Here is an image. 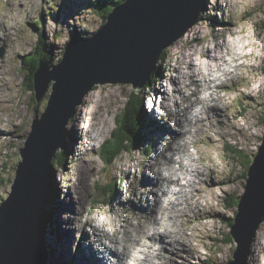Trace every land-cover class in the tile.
<instances>
[{"label": "rangeland", "instance_id": "1", "mask_svg": "<svg viewBox=\"0 0 264 264\" xmlns=\"http://www.w3.org/2000/svg\"><path fill=\"white\" fill-rule=\"evenodd\" d=\"M60 1L62 3H59ZM91 1L96 0H83L82 2L80 0H0V34L4 35L3 30L6 28L11 33L10 39H8V35L5 37L8 40L5 45L4 40H0V52L4 50L3 55L0 53V80H2L0 82V175L6 180L2 183V178L0 179V194L4 197L8 194V190H11L9 179L15 177L17 164L20 161L18 152L31 130L32 119L34 116H40L44 111L48 102V95L51 92L49 86L43 97L38 102L35 101L34 91L27 89V85L23 84L25 78L27 81L30 80H28L30 71L24 70V67L21 66L22 63L29 64L28 60L23 61V57L32 55L33 52L37 51V36L40 30L44 31L48 44L53 42L55 54L52 61L55 60V64L56 59L61 57L62 46L64 48L77 35L81 36L79 33H83L82 35L94 33L103 23L104 14H102L103 10L100 13L99 10L85 6ZM114 1L108 0V2ZM220 2L222 6L229 3L231 6H225L224 9H221L220 6H216ZM55 7H57L55 11L59 12L61 20L58 27L56 23L55 26H47L46 28L49 31L59 29L62 30V33L59 31L50 33L45 30L47 16L53 13ZM39 16L43 17L42 22L40 20V27H36L34 23L40 19ZM36 18L38 19L35 21ZM217 19L226 21L227 24L229 21H233L235 23L233 34L223 32V34L215 36L212 29L218 28L217 31H220L224 28L216 22ZM229 26L233 27L231 24ZM71 35L72 38H70ZM214 36L216 40L213 39ZM195 38H197L196 41ZM224 40H227L225 44ZM28 43L29 45H27ZM215 43L221 45V49L231 61H228V64H223L221 68L223 71L232 68L233 73L225 76V79L226 77L232 78V80H228L225 87L215 86L212 89L217 88L216 90L220 92L219 95L222 96L219 98L221 99L220 108L223 110L221 112L223 116H215V118L207 120L203 112L197 114L200 112V105H195V110L192 111L185 110V107L191 103H196L197 97L206 98L204 101L208 102L207 99L211 98L209 95L213 94L208 86L213 87L216 82L218 84L221 81H226L224 76H221L219 81L209 82L212 73V77L215 79V73L222 72L219 70L215 72V60L207 58L199 60V54L194 57V62L209 63V66L202 68L203 74L207 73L205 75L200 74V69L196 68L195 73L197 75L194 77V73L189 71L190 69L187 70L188 64H185L183 54H187L188 51L191 52V49L192 52L195 49L201 52L209 47L212 56H214L213 46ZM47 46L52 47V45ZM233 51H237L239 54L241 52L243 55H237ZM157 62L164 70L162 73L165 76L160 78V74L158 82L161 80V87L164 86L165 90L167 89L169 94H166V98L172 99L174 97L173 99H177L179 104L172 106L171 115H174V118L169 116L166 120H157L154 113L150 114L148 107L151 109L153 104L156 106L159 97L157 99L155 97L147 98V90L142 94L144 97V125L151 124L149 129L151 133L145 137L146 142L152 145L149 156L144 149L124 151L123 155L115 159L109 166L104 164L99 155L102 143L110 137L112 130L119 129L121 125L116 123V118L124 122L129 117L120 116L133 91L131 84L105 83L95 86L83 97L73 117L65 125L66 144L63 149L67 157L65 166L58 165L56 158H54L59 166L54 170L56 183L53 181L51 183L55 212L54 214L51 211L48 212L52 220L44 236L48 242L54 264H60L58 261L67 258L68 262L79 264L78 255L86 254L87 245L90 241L94 240L98 233H102L94 228L89 219L100 205L107 206L108 214L114 216L115 221H119L117 230L110 234L109 238H105L112 245L110 249L118 254L123 251L125 244L132 245L141 239L144 242L147 234L152 233V229L148 231L145 227L152 226L153 220H155L154 209L158 203L160 191L164 189V186L170 185V179L162 182L161 177L165 172L167 175L176 172L180 177L183 176L182 179L185 182L192 177V187H200V192L194 193L193 197L188 192L179 197V204L173 207L172 212L160 213L162 214L160 217L164 216L160 230L168 226L171 230L168 228L166 235L169 237L167 238L172 239V241L175 240L172 243L175 246L174 253L176 254V258L173 260L174 264H193L194 262H197L196 264H226L231 260L236 243L228 237L230 226L227 223L236 215L238 205L227 207L225 203H232L233 199L238 204L239 197L244 192L243 186L246 184L245 169L251 164L264 137L262 124L264 114V0H208L200 20L174 44L169 46L166 50V56L161 59L158 58ZM257 63L259 66L255 69ZM183 66H185L183 69L184 77H182V83L176 88L171 78L166 76L169 73H172L173 76H179L180 73L172 71V69L176 67L182 69ZM235 71H237L236 77L238 79L232 77ZM156 82L155 80L150 83L149 87L152 85L151 88H153ZM151 91L149 88L148 92ZM89 106L91 109L87 115L93 124V134L96 135L93 140H88L86 137L80 138L81 128L77 122L75 123L78 115ZM77 112L79 113L77 114ZM203 117L205 118V125L200 123ZM164 123H167L165 126L169 130L164 128L161 131L159 127L160 130H158L156 125ZM69 124H71V128L68 127ZM171 130H178V132L183 133L184 139L179 138V140L171 141L169 136L161 137L165 132L171 135ZM190 130H193L191 137L189 136ZM70 138H72L71 141H69ZM77 144H79V148ZM229 147L237 149L238 155L232 150H228ZM76 148L78 149L77 152L81 150L79 154H75ZM184 149L193 153L194 164L190 168L197 165L201 171L199 179L184 167L179 171L176 170L179 167V161L183 160L182 162L188 164L187 159L184 158L186 157ZM70 155H73L74 158ZM5 163L8 166L6 171L2 169ZM152 164H154L153 169L150 168ZM159 166H162L160 171ZM160 172L162 174L159 175ZM148 175L151 179L156 176L157 186H155L153 179L154 183L151 186L144 185L145 180L143 178ZM170 177L176 176L170 175ZM194 180L196 181L194 182ZM110 182L115 187L110 188L111 190L108 188L104 194L101 186ZM70 190L79 191L80 194L84 195L82 203L85 201L81 213L82 223L85 225L77 231L71 230L74 236L67 234V229H70V226L74 227L72 221L69 223L67 219V212L71 213L70 209L74 206L70 199ZM148 198H151L148 208H144L142 205L138 206L137 203L139 202L146 205ZM194 199L198 200L196 206H189V203ZM171 214L174 216L173 221L169 218ZM54 219H57L56 224ZM86 220H89V223L86 224ZM84 229L89 233V241L87 235H82ZM258 237H263L264 242V223L258 228L257 236L254 237L249 246V254L244 264H252L249 257L252 259V255L257 253L259 254L258 263L264 264V247L257 244ZM98 240L102 241L103 239L98 235ZM80 241H82L81 245H79ZM96 244L97 241H95ZM54 247H58L60 252L58 259L52 250ZM104 247L103 245L100 246V248ZM153 247L158 249V244ZM105 248L109 249L107 246ZM168 249H171L170 246ZM154 252L155 255L159 254L160 258H155L156 262L172 264L171 254L166 249L161 251L153 249L152 253L154 254ZM109 257L111 256L109 255ZM146 263L149 264L150 262Z\"/></svg>", "mask_w": 264, "mask_h": 264}, {"label": "water", "instance_id": "2", "mask_svg": "<svg viewBox=\"0 0 264 264\" xmlns=\"http://www.w3.org/2000/svg\"><path fill=\"white\" fill-rule=\"evenodd\" d=\"M207 3L125 0L113 8L89 40L79 44L83 38H75L66 45L63 58L51 70L50 59L41 61L33 72L35 101L52 83L51 92L44 111L32 119L31 130L18 152L21 160L11 191L0 202V264H44L52 160L65 146V125L83 97L105 83L131 84L140 90L162 51L199 21ZM245 179L236 215L230 219L236 247L227 264H244L249 246L264 223V137Z\"/></svg>", "mask_w": 264, "mask_h": 264}, {"label": "bare ground", "instance_id": "3", "mask_svg": "<svg viewBox=\"0 0 264 264\" xmlns=\"http://www.w3.org/2000/svg\"><path fill=\"white\" fill-rule=\"evenodd\" d=\"M83 0H80V2H82ZM59 3H62V1H60ZM59 3L57 4L58 6H59ZM119 4V2L117 3V4H114V5H118ZM219 5H217L216 4V6H220V8L221 9H224L225 8V6L227 7V6H231L230 4L231 3H229L228 5L227 4H224L223 6H222V3L220 2V3H218ZM74 6V5H73ZM73 6H71V7H73ZM219 8V9H220ZM57 9V7H55L54 8V11H53V13L52 14H50V15H48L47 16V19H46V21H47V25L45 26V28L47 27V26H55L56 25V23H57V27H58V23L60 22V20H61V17H60V14H59V12L58 11H55ZM65 15V14H64ZM42 18L43 17H41L40 19H38L35 23H34V25L36 26V27H40L39 26V24H41V22H42ZM223 19V18H222ZM41 20V22L39 23V21ZM199 20H200V18H199ZM45 21V22H46ZM45 22H43V24L45 25ZM216 22L218 23V24H220V25H222L224 28L222 29V30H220V31H217V29L218 28H214V29H212V31H213V33L215 34V36H218L219 34H223V32H229L230 34H233V28H234V26H235V23L232 21V22H228V24L227 23H225L224 21H222L221 19H217L216 20ZM65 23H67V22H65ZM103 24V23H102ZM102 24H101V26H102ZM233 25V27H230L229 25ZM100 26V27H101ZM99 27V28H100ZM98 28V29H99ZM47 32H50V33H53V32H55V31H59L60 33H62V30H59V29H56V30H53V31H49L47 28L45 29ZM190 30V29H189ZM4 31V35L3 34H0V40L2 39V41L4 40V45L6 44V41H7V43H8V40L7 39H5V37H7V35H8V39H10V36L9 35H11V33H9L8 31H7V28L6 29H4L3 30ZM6 32V33H5ZM197 32V31H196ZM79 33V32H78ZM74 34V33H73ZM218 34V35H217ZM227 34V33H226ZM40 35H43L44 36V44H45V47H46V52L48 51V52H50L51 53V56H50V59H54V54H55V50H54V47H53V42H51L50 44H48V42L46 41V37H45V34H44V31H42V30H40V31H38V36H37V46H38V48H40L41 46L39 45V41H40ZM79 35H80V33H79ZM215 36L213 37V39L214 40H216V38H215ZM80 38H83V35L81 34V36H80ZM196 39L197 38H195L194 40L196 41ZM199 39V38H198ZM1 42V41H0ZM227 42V40L225 41L224 40V44ZM56 43H58V42H56ZM27 45H29V43L27 44ZM47 45H52V47H48ZM250 45V44H249ZM236 47V46H235ZM229 48V47H228ZM191 49V48H190ZM218 49H220V52H218ZM230 49V48H229ZM228 49V50H229ZM237 49V48H236ZM263 49V48H262ZM40 50H41V48H40ZM213 50H215V55L214 56H212V54H211V50H210V48L208 47H206L204 50H202L201 52H199V51H197V49H195L194 50V52H192V49H191V52H189L188 51V53L187 54H183V59L185 60L184 62H185V64H188V69L187 70H189V71H191V72H193L194 73V77H195V75H197V73H195V69L196 68H198V69H200V74L202 73L203 74V72H202V68L203 67H207V66H209V63H195L194 62V57L195 56H197L198 54H199V56H198V59L200 60V59H210V60H215V72L217 71V70H219L220 72H222V73H218V72H216L215 73V79H214V77H212V75H213V73L210 75L211 76V78H210V80H209V82H214V81H219V79H220V77L221 76H224V79H225V76L226 75H228V74H230L231 75V73H233V70H232V68H231V70L230 69H228V70H225V71H223V69L221 68L222 66H223V64H225V63H227L228 64V61H230L227 57H226V55H225V53L223 52V50L221 49V45L219 44V43H215V45L213 46ZM222 50V51H221ZM43 53H44V51L43 50H41ZM234 53H236L237 55L239 54V52H237V51H233ZM3 53H4V50H2V53H1V55H3ZM239 55H243V53L241 54V52H240V54ZM57 56V55H56ZM55 56V57H56ZM182 59V60H183ZM183 62V63H184ZM231 62V61H230ZM182 63V64H183ZM184 65V64H183ZM243 65V64H242ZM177 66V65H176ZM241 66V65H240ZM244 66H247V64H244ZM255 66V65H254ZM259 66V63H257V65L254 67L255 69L257 68ZM185 66H183L182 67V69H179V68H173L172 69V71H177L178 73H180L179 74V76H173V74L172 73H169L166 77H169V76H171L174 80H175V87L176 88H178V86L182 83V81H181V79H182V77H184V75H183V73H184V70L183 69H185L184 68ZM187 68V67H186ZM160 71V73H161V77L160 78H164V73H162V72H164L162 69L161 70H159ZM205 74H207V73H204L203 75H205ZM182 75V76H181ZM199 75V74H198ZM209 75V74H208ZM237 76V71H235V73L233 74V78L235 77L236 79H238V77H236ZM234 78V79H235ZM189 79V78H188ZM222 79V78H221ZM223 79V80H224ZM194 80V79H193ZM192 80V81H193ZM228 80H232V78L230 77H226V79H225V81L226 82H224V81H221V82H219L218 84H217V82L213 85V87H211V86H208V88L210 89L211 88V92H213V94H211V95H209V97H211L210 99H207V101L208 102H205L204 101V99H206V98H201V97H197L196 99H197V102L196 103H191L190 105H188V106H186L185 107V110H195V105H200V109H199V107H198V109L200 110V112L199 113H197V114H200V113H204L203 115H205L206 117V119L207 120H209V119H211V118H215V116L216 117H220V115H222L223 116V114H221V112L223 111L222 110V108H220V101H221V99L219 98V97H222L221 95H219L220 94V92L218 91V90H216V89H214V90H212L215 86L216 87H219V88H223V87H225L226 85H227V82H228ZM237 81V80H236ZM0 82H2V80H0ZM158 85H160L159 87H158V85H157V87H155L154 88V90H152L153 92H154V94L156 95V92H158L157 94H165L166 93V90H165V88H164V86H162L161 87V85L162 84H160L161 83V80L158 82H156ZM198 84V83H197ZM240 84V83H239ZM239 84H238V86H239ZM232 86V85H231ZM170 87V86H169ZM162 90H161V89ZM174 88V87H173ZM178 91H180V89H178ZM194 95H195V93H194ZM223 96H224V94H223ZM158 97H160V95L158 96ZM217 99H216V98ZM156 98H157V96H156ZM164 98H166V95L164 96ZM87 99H88V96L86 97V101H87ZM160 99V98H159ZM160 100H162V102H165V100H163V99H160ZM86 106V105H85ZM91 109V106H89V107H87L86 109H84L83 110V112L80 114V115H78V117H77V119H76V121H75V123L77 122V124L79 125V127L81 128V135H80V138H83V137H86L88 140H93L94 139V137H96V135L94 136V134H93V124L91 123V119L88 117V112H89V110ZM202 109V110H201ZM79 111V110H78ZM75 112H76V110H75ZM74 112V113H75ZM180 112H181V110H180ZM73 113V114H74ZM79 112H77V114H78ZM210 113H211V115H210ZM181 114V113H180ZM195 115V114H194ZM165 116H166V114H165ZM183 116V115H182ZM36 117V116H35ZM193 118H194V116H193ZM204 117L200 120V123H202L201 125H205L204 124V119H205ZM219 119V118H218ZM220 121H222V122H224L222 119H220ZM218 122V121H217ZM181 123V122H180ZM197 123V122H196ZM206 123V122H205ZM223 124V123H222ZM176 125H177V123H176ZM150 126H151V124L150 125H148V131H147V135H149V129H150ZM157 126V129L158 130H160L161 129V131H163L164 130V128L166 129L167 127L164 125V124H159V125H156ZM68 127H70L71 128V124H69V126ZM160 129H159V128ZM198 127V126H197ZM200 127V126H199ZM207 127V126H206ZM171 129V128H170ZM166 130H169V128H167ZM200 130V129H199ZM193 130H190L189 131V136L191 137L192 135H193V132H192ZM187 132H188V130H187ZM198 132V131H197ZM201 133V132H200ZM199 135V134H198ZM166 136H169L168 138H169V140H171V141H173V140H179V138H181V140H183L184 139V134L183 133H181V132H178V130H176V131H174V130H171V135H168V134H166V132H165V134L163 135V136H161L162 138H164V137H166ZM194 137V136H193ZM196 138V137H195ZM71 139L72 138H70V140L69 141H71ZM187 140V139H186ZM196 140V139H195ZM88 142V141H87ZM186 142V141H185ZM189 142V141H188ZM90 143V142H89ZM183 144H185V143H183ZM187 144V143H186ZM189 145V144H188ZM77 146H78V148H79V144H77ZM184 148H185V145H184ZM77 148L75 149V154H79L80 153V151L81 150H79V152H77ZM181 150H183V149H181ZM185 150V149H184ZM183 152V151H182ZM184 153V152H183ZM161 154V153H160ZM185 154H186V157H184V158H186L187 159V162H188V164H185L184 162H182V161H179L178 162V164H179V167L178 168H176V170H178L179 171V169H181L182 167H184V168H186L187 170H189V172H191L192 173V175H194L196 178H200L201 176H200V173H201V171L199 170V168L197 167V165L196 166H194V168H190V166H193V164H194V161L192 160L193 158H192V154L193 153H189V152H187V149L185 150ZM70 156H73V155H70ZM72 158H74V156L72 157ZM182 158V157H181ZM199 159H200V156H199ZM73 160V159H72ZM72 162V161H71ZM153 165L154 164H152V165H150V168L151 169H153L152 167H153ZM200 167V166H199ZM205 167V166H204ZM159 168V171L161 170V168H162V166L160 167H158ZM146 169V168H145ZM156 169H157V167H156ZM175 170V169H174ZM158 171V172H159ZM183 173H185V172H183ZM160 174H162L161 172L159 173V175ZM170 175H172V176H176V177H170ZM170 175H162V182L164 181H166V180H169L170 179V181H169V187L170 186H172V185H175V188H176V190L175 191H173V193H172V196L174 197L173 199H171V200H169L168 201V203H167V206H164L162 203H161V201L160 200H158V203H157V205H156V207H155V209H154V213H155V220H153V224H152V226H149V227H145L146 228V230H150V229H152V233L151 234H147L148 232H145L146 234H147V237H148V239H149V241H150V243L149 244H147V243H145V242H143V241H137V242H139L138 243V247L140 248L139 249V252H140V255L143 257V260L141 261V264L142 263H144L145 264V262H150L149 264H161V262H156L155 260V258H159V254H156L155 255V252H154V254L152 253L153 252V249L154 250H164V249H166L170 254H171V260H172V264H174V262H173V260L176 258L175 257V253H174V250H175V246H173L172 245V243L173 242H175V240H173L172 241V239L170 240V239H168L167 237H169V235H166V232H168V230L170 229L168 226L166 227L165 226V228L161 231L160 230V227L162 226V222L164 221H162V218L164 217V216H161L160 217V215H162V214H160V213H166V212H172L171 210L173 209V207L175 206V205H177V204H179V197H182V195H185V193H191V197H193L194 196V193H199L200 192V187H192L193 185H192V177H191V179L190 180H188V181H184L183 179H182V177H180V175H178L176 172L175 173H170ZM190 175V174H189ZM191 176V175H190ZM190 176H188V177H190ZM200 176V177H199ZM217 176V175H216ZM155 177L156 176H154L152 179L155 181V186H157V181L155 180ZM157 178H159V177H157ZM186 178V177H185ZM150 177H149V175L148 176H146V177H144L143 178V180H145V182H144V185L145 186H151L154 182H153V180H152ZM189 179V178H188ZM196 180H194V182H195ZM158 183H160L159 182V180H158ZM167 184V183H166ZM165 184V185H166ZM196 184V183H195ZM201 185V184H200ZM199 185V186H200ZM162 186H163V184H162ZM192 187V189H190ZM70 192H71V202H72V204L74 205L73 207H72V209H70L71 210V213H69V211L67 212V219H68V221H69V223L72 221V223H73V226L74 227H71L70 226V224H69V226H70V229L68 228L67 230V234H68V236H74V234H73V232L72 231H77L78 229H81L82 227H83V225H85V224H83L82 223V218H81V213H82V211H83V208H84V204H85V201H84V203H82V199H84V195H82V194H80V192L79 191H73V190H70ZM168 193L167 192H165L163 189H162V195H167ZM196 195V194H195ZM156 196H157V194H156ZM189 197V196H188ZM138 198H139V196H138ZM157 200V199H156ZM189 200V199H188ZM192 200V199H191ZM131 202V201H130ZM185 202V201H184ZM189 202V201H188ZM150 203H151V198L149 199H147V204L146 205H143V203L142 202H139V203H137L138 204V206H140V205H142L144 208H148L149 207V205H150ZM159 203H161V205H159ZM198 203V200L197 199H194L192 202H190L189 203V206H193V205H195V204H197ZM187 204V203H186ZM55 205V203L54 204H52V206H54ZM181 205H183V204H181ZM52 206L50 205V203H49V201H48V204H47V209L49 210V209H51L52 208ZM196 206V205H195ZM186 207V206H185ZM181 208V207H180ZM140 209V208H139ZM177 209V208H176ZM175 209V210H176ZM174 210V209H173ZM188 210V209H187ZM182 211V210H181ZM185 211V210H184ZM188 211H190V210H188ZM54 212L55 211H53V214H54ZM175 212V211H174ZM173 214V213H172ZM169 215V218H171L172 219V221H173V218H174V214L173 215ZM182 214V213H181ZM188 214V213H187ZM154 215V214H153ZM152 215V216H153ZM140 216V215H139ZM144 216V215H143ZM191 216H193V215H191ZM137 217V216H136ZM167 217V216H166ZM176 217V216H175ZM181 217L183 218V216L181 215ZM146 218V217H145ZM180 218V217H179ZM148 219V218H147ZM150 219V218H149ZM181 219V218H180ZM56 220L57 219H54L53 221H54V223L56 224L57 222H56ZM130 220V219H129ZM176 221V220H175ZM182 221V220H181ZM185 221V220H184ZM187 221V220H186ZM190 221V220H189ZM148 222V221H147ZM87 223H89V220H86V224ZM137 223V222H136ZM186 223V222H185ZM165 224V223H164ZM191 224V223H190ZM132 225H134V224H132ZM139 225V224H138ZM147 225V224H146ZM167 225V224H166ZM170 225V224H169ZM178 226V225H177ZM173 227V226H172ZM182 227V226H181ZM180 227V228H181ZM184 227H185V225H184ZM187 227V226H186ZM134 228V227H133ZM169 228V229H168ZM173 228H175V227H173ZM183 228V227H182ZM130 229V228H129ZM137 229V228H136ZM162 229V228H161ZM72 230V231H71ZM97 230V229H96ZM134 230H135V228H134ZM145 230V231H146ZM171 230V229H170ZM173 230V229H172ZM178 230V229H177ZM99 232H102V233H98L99 234V236H100V238L101 239H105V238H109L110 237V234L109 233H107V232H103L102 230H98ZM125 232H127V231H125ZM141 232V231H140ZM183 232V231H182ZM76 233V232H75ZM87 232L85 231V229H84V234L82 233V235H87L89 238H88V241H89V239H90V236H89V233H87ZM129 233H131V232H129ZM128 234V233H127ZM135 234V233H134ZM138 234V233H137ZM169 234H170V232H169ZM174 234V233H173ZM176 234V233H175ZM174 234V235H175ZM179 234V233H178ZM182 234V233H181ZM229 235L231 236V234H230V232H229ZM115 236V235H114ZM125 236H127V235H125ZM131 236V235H130ZM138 236V235H137ZM143 236H144V234H143ZM171 236H173V235H171ZM181 236V235H180ZM257 236V235H256ZM96 238L94 239V240H91L90 241V243L87 245V248H88V251L86 252V254H80V255H78L79 257H77L78 258V261H79V264H122V262H123V260H124V258L126 257V254L125 253H123V251L122 252H120V253H116L115 251H113L112 249H107V248H100V247H97L96 245H95V241H98V236L96 235L95 236ZM119 237V236H118ZM112 238V237H111ZM132 238H133V236H132ZM131 238V239H132ZM173 238V237H172ZM185 238V237H184ZM231 238H232V236H231ZM87 239V238H86ZM118 239V238H117ZM176 239V238H175ZM59 240V239H58ZM232 240H233V238H232ZM111 241V240H110ZM129 241V240H128ZM132 241V240H131ZM130 241V242H131ZM182 242H183V240H182ZM60 243V242H59ZM119 243V242H118ZM125 243V242H124ZM123 243V244H124ZM129 243V242H128ZM136 243V242H135ZM185 243V242H184ZM82 244V241H80V243H79V245H81ZM115 244V243H114ZM156 244H158V249L157 248H155V247H153L154 245H156ZM179 244V243H178ZM257 244L258 245H260L261 247H264V242H263V237H258L257 238ZM114 246V245H113ZM127 244H125V247H124V250L125 249H127ZM168 246H170V248L171 249H168ZM179 246V245H178ZM183 246V245H182ZM43 247H44V244H43ZM75 248V247H74ZM141 248H144V249H141ZM123 249V248H122ZM43 250V249H42ZM53 251H54V255H55V257L58 259V256H59V254H60V252H59V250H58V247H54L53 249H52ZM117 250V249H116ZM119 250H120V248H119ZM144 250V251H143ZM82 251V250H81ZM80 251V252H81ZM182 251V250H181ZM177 253V252H176ZM190 253V252H189ZM249 254V253H248ZM247 254V255H248ZM109 255L112 257V258H110L109 257ZM168 255V254H167ZM183 256H184V254H183ZM170 257V256H169ZM182 257V256H181ZM247 257V256H246ZM250 258V261L252 262V264H259L258 263V261H259V254L257 253V254H253L252 255V259H251V257H249ZM43 259H44V264H47V262H46V260H45V257H44V255H43ZM155 259V260H154ZM160 259V258H159ZM163 259V258H162ZM246 259V258H245ZM77 260V259H76ZM167 260V259H166ZM182 260V259H181ZM58 261V260H57ZM198 261V260H197ZM60 264H73V263H70V262H68V258L67 259H63L62 261H58ZM257 262V263H256ZM168 263V262H167ZM197 262H194L193 264H196ZM51 264H54L53 263V259L51 258ZM147 264V263H146Z\"/></svg>", "mask_w": 264, "mask_h": 264}, {"label": "trees", "instance_id": "4", "mask_svg": "<svg viewBox=\"0 0 264 264\" xmlns=\"http://www.w3.org/2000/svg\"><path fill=\"white\" fill-rule=\"evenodd\" d=\"M123 0H115L114 2H108L107 0H96L94 1V4L96 5V7L99 8H105L106 13L103 16V22H105L106 16L109 14V11L111 10V8L114 6V4H117L118 2L121 3ZM103 8V9H104ZM202 17V14L200 16V18ZM87 35V34H86ZM76 38V37H75ZM40 41H39V45L41 46V50L44 51V53L40 50V48H38V50L33 53L32 55H28L26 56V60H28L29 64H23L24 70H29L30 71V75L27 78H25V80L23 81L24 85H27V89L31 90L33 92V80H32V75L33 72L36 70V68L39 65V61L41 59H46V58H50L51 53L50 52H46V47L44 44V36L40 35ZM166 50L162 51L161 55H160V59L164 58L166 56ZM64 51V50H63ZM63 51L61 53V57L63 54ZM61 57H59L58 60H56V63L61 59ZM37 58V59H35ZM53 64H55V61L53 62ZM161 67L159 66V64L157 63V65L155 66L152 74H151V78L149 79V82L147 84H145L139 91L133 90L131 92V96L130 99L128 100L129 102H127L125 104V108L121 113L120 117H128L127 119L124 120V122H122L121 120H119V118H116V123H120V127L119 129L116 128L114 130H112L110 137L102 143L101 148H100V157L103 159V162L105 165H109L111 166V164L113 163V161L117 158H119L120 156L123 155L124 151H131V150H136V149H142V148H146V136H147V129L148 127H145L144 125V121L145 118L143 117V101H144V97L142 96V94H144L145 90L147 89V87L149 86L150 81L154 82L157 77L160 76V71ZM164 71V70H163ZM52 85V84H51ZM150 147L146 148V150H149ZM228 150H232L234 153H236L238 155L239 151L237 149H234V147H229ZM237 155L235 156L237 158ZM57 161L60 165H65V161H66V153L65 151H59L57 153ZM243 162V161H242ZM250 162V161H249ZM52 164L53 167H55L56 169L59 168V166L55 163L54 159L52 160ZM249 164V163H248ZM249 165L246 167L245 169V177L248 171ZM2 169L4 171H6L8 169V166L5 164H3ZM2 178V176L0 175V179ZM14 177H12V179H9V181L11 182L10 185L13 182ZM54 180V178H53ZM6 180L4 179V177L2 178V183H4ZM1 183V182H0ZM54 183H56V181H54ZM9 185V187H10ZM115 187V185H113L112 182H110L109 184L106 185H102V192L105 194L106 190L108 191V188H113ZM111 190V189H110ZM11 190H8V194ZM8 194L4 197L3 195L0 194V202L2 200H4L6 197H8ZM110 199V197H108ZM53 196L51 194L50 199H49V203L52 206L53 202H52ZM225 205L227 207H232L233 205H238L237 203H235L232 199V203H225ZM55 210V207L52 206L51 209L47 210L48 212H53ZM51 218L49 216V214H47L46 217V226H45V230L46 228L49 227V223L51 222ZM232 220H230L227 224H229V226L231 227L232 225ZM228 237L232 240L231 236L228 234ZM227 240V238H226ZM43 255L45 257V260L47 262V264H51V253L49 250V246L47 243H45L44 247H43Z\"/></svg>", "mask_w": 264, "mask_h": 264}, {"label": "clouds", "instance_id": "5", "mask_svg": "<svg viewBox=\"0 0 264 264\" xmlns=\"http://www.w3.org/2000/svg\"><path fill=\"white\" fill-rule=\"evenodd\" d=\"M123 2H125V0H123ZM51 84L49 85L50 87L52 86ZM164 175H167V173L165 172ZM163 190L167 192L168 194L162 195L161 200H162V204L164 206H167L168 201L174 198L172 196V193L173 191L176 190V188H175V185H172L170 187L164 186ZM89 219L92 221V224L95 229L102 230L103 232H107L109 234L114 233L119 226V221H115L114 216H111L108 214V209H107V206L105 205H100L95 210V212L89 217ZM162 230L163 229H161V231ZM101 245L107 246L109 248L112 247L111 243L107 239H103L102 241L98 240L96 246L100 247ZM142 260H143V257L140 255L139 250L133 249L126 255L122 264H141Z\"/></svg>", "mask_w": 264, "mask_h": 264}, {"label": "flooded vegetation", "instance_id": "6", "mask_svg": "<svg viewBox=\"0 0 264 264\" xmlns=\"http://www.w3.org/2000/svg\"><path fill=\"white\" fill-rule=\"evenodd\" d=\"M182 76V75H181Z\"/></svg>", "mask_w": 264, "mask_h": 264}]
</instances>
